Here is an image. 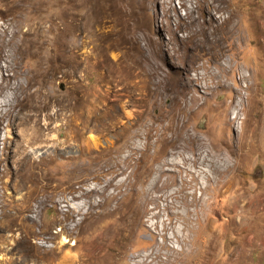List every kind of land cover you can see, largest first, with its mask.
<instances>
[{"label": "rangeland", "instance_id": "1", "mask_svg": "<svg viewBox=\"0 0 264 264\" xmlns=\"http://www.w3.org/2000/svg\"><path fill=\"white\" fill-rule=\"evenodd\" d=\"M199 3L31 0L17 8L18 0H0V43L8 40L2 26L10 13H42L53 19L59 13L90 14L86 43L77 49L76 73L58 74L56 96L65 105L72 92L83 97L96 93L99 111L114 99L124 111L140 115V122L124 132L105 127L84 132L103 144L114 138L108 151L80 150V142L56 148L38 140L27 147L37 161L34 168L31 162L23 167L15 156L22 145L23 120L1 130L0 264H62L67 254L74 264H264V0H223V11L213 13V20L195 9L191 17L199 23L190 24V9ZM25 17L14 20L9 33L19 31L30 39L41 35L52 42L53 30H37V16L28 22ZM228 19L234 32L221 26ZM208 24V32L216 30L210 39L198 34L184 41ZM215 52L218 58L212 57ZM190 54L195 58L186 77L180 63ZM138 59L132 78L124 70H110ZM21 64L29 67L32 61ZM218 65L226 69L221 78L225 87L204 90L203 83L210 80L206 76L198 88L190 87L197 109L181 113L178 123L163 116L169 97L157 96L150 104L147 91L154 90L149 82L157 68L174 89H181L190 78L217 71ZM58 109L49 102L38 118L43 122ZM131 132L137 137L128 139ZM55 135L62 142L66 129ZM60 152L73 158H62ZM106 212L111 217H104ZM125 212L127 223L136 222L133 232L104 233L98 240ZM63 234L66 247L61 246ZM96 242L101 249L89 258Z\"/></svg>", "mask_w": 264, "mask_h": 264}, {"label": "bare ground", "instance_id": "2", "mask_svg": "<svg viewBox=\"0 0 264 264\" xmlns=\"http://www.w3.org/2000/svg\"><path fill=\"white\" fill-rule=\"evenodd\" d=\"M10 1L11 3H14L15 0ZM21 2L23 3L22 5L26 7L31 3V0H21ZM222 2L223 0H212L211 3L210 1L208 3L207 0H200V3L196 4V7H192L190 9L191 11L189 10V14L191 13L190 17L196 9L197 14L201 13L204 17V15L208 13L210 15V20H213V16H211L213 13L223 11V9H221ZM20 3L18 0L17 8L21 7ZM11 14L12 18L7 19L5 23L6 25L2 26V32L4 35L8 36V40L5 43H0V59L4 62L3 65L0 63V132L5 127L13 125L16 119L23 120L25 126L23 133L20 135L22 145L15 153V156H17L18 160L21 161L22 166L24 167L29 162L34 164L32 168L35 167V164L37 165V161L35 159L33 160V155L27 151V147L35 144L38 140H41L46 144H51L50 147L55 146L56 148L58 146L72 147L76 142H80V150H91L104 147V149L108 151L110 148H113L114 138L108 137L105 139V144H103L97 136L92 134L85 137L84 132L86 130L92 131L91 129L98 130L99 127H105L107 132L113 133L116 132L117 129L124 132L130 128H134L140 122V115L135 112L130 113L124 111L121 105L117 106V104L114 103V99L111 100L112 103L107 105L105 109L99 111L95 105L97 101L96 93L91 96L83 97L78 96L75 92H72L69 96L68 102L65 105H62V102L56 96L57 94L54 88L58 74H62V77L69 76V74L75 75V70L77 68L76 62L78 58L77 49L86 43L84 39L87 38L86 32H88L87 28L90 24L91 15L88 13H59L57 19H53L48 15H42V13H10V16ZM21 14H25L27 22L30 21L28 20L29 17L36 15L40 22L39 25L36 23L38 25L36 26L37 30H44L45 28L53 30L54 37L52 38V42H48L41 35L30 39L28 38L29 36H27L28 34L25 33H22L20 36L19 31H11L9 33L8 28L14 20L21 18ZM188 19L190 24L195 25L199 23V21L197 22L198 18L196 17ZM46 20L51 22V25L48 27L42 26L41 24L42 21ZM229 21V19L225 20L221 23V26H224L223 29H226V32L231 33L234 32L232 31L234 27H228ZM209 28V24L205 28L204 25L199 26V31L195 30L193 33L188 32L189 34H186L187 36H185L184 41L190 37H196L198 34H201L204 40L210 39V35L214 34L216 30H210L208 32ZM43 49H46V51H42ZM186 49L188 50L189 48L186 47ZM211 54L212 57H217L218 55L216 52ZM186 56L187 58L183 56L181 63H179L184 67V73L186 77H188L189 71L192 68V65L190 64H192L195 57L192 54ZM62 57L65 58V60H63ZM183 59L186 61H183ZM24 60L32 61V66L24 67L21 64ZM140 60L141 59H138L133 62L134 65L128 63L116 64V67L114 68V66H112L110 70L113 74L119 73V71L121 73L124 70L126 76L128 78H132L134 76L132 75L133 69L138 68V62ZM64 66L70 67L71 71H63V68L61 69V67ZM216 67L217 71H208L206 74H203V77L196 75L195 78H190L189 83L185 85V87L182 88L180 86L181 89H174L173 81H170L169 78L166 79L162 76L160 74L161 70L159 71V68H157V73H154V78L152 77L153 80L149 82L150 85L154 86V90L149 93L147 91V97L150 104L155 101L157 96H164V99H166V96L169 97L168 106L162 109L164 111L163 116L166 117L170 124L178 123L180 121L181 113L190 114L196 112L197 108L194 107L193 97H190V87L193 89L198 88L199 86L197 84L202 83L205 80V76L210 78V80L203 83L204 90L216 88L218 86L221 88L225 87L226 84L224 85L221 78H224L226 69L222 65H218ZM113 69L115 70L113 71ZM128 92L132 93L133 91L128 90ZM49 102L56 103L59 109L51 115H46V119L42 122L38 118V114L46 109ZM242 106H244L245 109V102ZM14 110H17V113L14 114V120L9 118L7 125H4V121L6 120L5 118L7 116L10 117V113ZM23 111H26L27 113L20 118L18 113ZM121 114L124 116L122 117L125 118L126 121L123 119L121 120ZM63 115H65V120L62 119ZM156 117L160 116L158 115ZM117 118H119V120ZM61 121L63 122L61 123ZM63 129H66L65 139L62 142H58L55 134L61 133ZM136 137L137 132H131L128 139ZM2 155H4V153ZM58 155L66 159L73 158L72 155L65 152H60ZM79 209L80 206L78 207V210ZM126 213L127 212L119 214L114 219V227L107 232L101 233L98 240L104 233L109 235L112 234V232H115L118 235H130L134 230L135 221L133 219L127 223ZM111 215L112 212H106L104 217H111ZM61 238V246L66 247L69 241L66 237H64V234L61 235ZM88 239L87 235L84 241L87 242ZM95 244L96 248H94L92 252H88L90 255L89 258L94 256V252L96 250L101 249L97 242ZM73 245L76 247L77 243ZM109 247L111 248V246ZM68 255L69 254L63 256V260H61L62 264L69 261L71 264H74Z\"/></svg>", "mask_w": 264, "mask_h": 264}]
</instances>
